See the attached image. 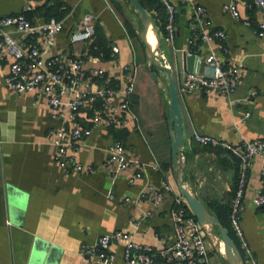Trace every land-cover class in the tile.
<instances>
[{"label": "crops", "instance_id": "0c3cea01", "mask_svg": "<svg viewBox=\"0 0 264 264\" xmlns=\"http://www.w3.org/2000/svg\"><path fill=\"white\" fill-rule=\"evenodd\" d=\"M46 1L42 0L35 8ZM194 1L204 5L214 25L227 32L228 57L245 71L231 96L197 92L181 97L187 132L182 149L185 184L213 215L228 218L238 185L240 161L228 150L196 143L191 136L199 131L233 144L264 137V38L253 33V27L264 21V12L240 3L241 16L237 19L225 10L230 0ZM26 2L0 0V17L21 12ZM127 2L117 9L111 0H64L69 12L61 19L65 28L58 34L53 51L73 54L80 50L83 45L70 44L69 29L83 15L92 13L112 45L120 48L117 55L100 60L99 65L115 78L123 79V65L133 60L134 52L137 59L141 58L137 38L131 37L126 27L125 19L137 31L134 9ZM172 2L178 7L175 38L173 42L167 41L166 31L157 27L159 51L169 65L176 67L180 83L187 72L182 55L190 48L193 12L181 0ZM32 20L42 22L46 18L35 15ZM245 20H250L251 26ZM10 31L13 37H19L13 29ZM195 52L204 60L208 45H200ZM204 71H209L207 65ZM8 72L9 62H0V264H93L81 256V246L92 245L100 236L119 229L133 233L137 242L155 249L171 244L174 196L181 191L179 170L172 159L167 75L159 72L155 80L148 63L139 61L133 104L137 118L128 120L121 135L129 155L146 164V173L142 179L131 182L133 170L110 173L105 169L107 147L114 135L99 130L78 152L79 160L94 164L97 170L65 173L54 160L55 146L47 140V133L59 121L51 116L45 95L11 91L5 83ZM253 91L257 93L253 95ZM247 112L250 117L241 122ZM156 163L159 169L154 168ZM263 169L264 158L251 159L241 208L244 235L258 264H264V207H255L252 199L264 190ZM165 180L173 190L166 192L158 205L139 197L148 184L161 188ZM110 191L114 193L112 199ZM127 197L130 202L125 200ZM147 211L150 215L144 217ZM204 233L212 264H229L221 247L219 229L205 227ZM111 249L115 253L114 264H122L123 246L114 243ZM243 252L245 264H250L248 254ZM37 258L42 261L36 262Z\"/></svg>", "mask_w": 264, "mask_h": 264}, {"label": "built area", "instance_id": "2783aa9c", "mask_svg": "<svg viewBox=\"0 0 264 264\" xmlns=\"http://www.w3.org/2000/svg\"><path fill=\"white\" fill-rule=\"evenodd\" d=\"M167 11V41L173 42L176 34L178 7L172 0H159ZM42 0H27L24 9L15 14L0 17V62H9V72L5 78L7 87L14 92H42L49 104L50 114L59 121V125L47 133V140L55 146L54 160L65 173L88 172L97 170L94 164H85L78 158V152L87 139L99 130L113 134L127 128L128 120L137 118L133 110L136 75L139 62L134 52L133 60L123 65V79L115 78L106 68L99 65L103 53L96 55L89 50V44L96 37L97 20L92 13H86L76 23L69 34L73 47L83 45L77 52L55 53L57 36L64 28V21L52 17L48 20L33 21L27 13L35 9ZM193 12L191 36L188 40L189 54H196L192 47L198 42L208 45L204 57L209 71L195 68L187 71L180 83L178 92L183 95L203 93L212 95H233L245 74L241 64L228 57V34L214 25L207 8L194 0H181ZM240 3L247 8H258L264 12V0H230L225 10L240 19ZM244 23L251 26L250 20ZM10 29L19 34L11 35ZM253 33L264 38V21L253 27ZM120 52L117 45H112V57ZM197 55V54H196ZM158 57L167 63L159 51ZM257 91H253L255 95ZM250 117L247 112L241 122ZM196 143L206 146L222 147L240 160V173L235 197L232 204L230 221L240 242L241 248L248 254L250 264H258L253 257L242 228V202L248 179L250 161L256 156L264 158V137L233 144L218 137L194 131L191 136ZM105 169L110 173L133 170L131 182L142 179L146 173V164L135 156L129 155L123 138H114L107 147ZM154 168L159 169L156 163ZM264 176V169H263ZM173 187L163 181L157 188L148 184L140 193V198H149L158 205L166 192ZM109 198L114 197L113 191ZM131 201L130 197L125 199ZM255 207H264V190L252 199ZM172 213L174 241L155 249L137 242L133 233L119 229L100 236L97 241L83 244L80 254L93 264H114L115 253L112 244L123 246L122 264H212L208 240L201 225L187 200L181 194L174 196ZM145 212L144 217H149ZM137 226V223H134ZM165 240L163 239V243Z\"/></svg>", "mask_w": 264, "mask_h": 264}, {"label": "water", "instance_id": "95a60500", "mask_svg": "<svg viewBox=\"0 0 264 264\" xmlns=\"http://www.w3.org/2000/svg\"><path fill=\"white\" fill-rule=\"evenodd\" d=\"M137 12V16L141 21V30L139 37L144 45L147 59L148 69L153 79L158 80V73L162 72L167 75L169 86V100L171 107L170 117V138L172 146V159L174 166L179 170L178 188L184 198L187 200L191 210L204 227L215 226L219 229L221 235V245L224 247L225 258L229 264H245L244 257L241 250L237 246L235 240L229 234L218 217L213 215L203 200L196 196L190 188L185 184L183 168H182V149L185 145L187 132L185 129L183 119L182 99L178 92V82L176 76V67L161 61L158 57L159 48L161 44L158 28L155 24L150 12L144 7L140 0H129ZM130 19V18H129ZM74 26L69 29V34ZM150 27L157 38V46L153 47L148 39V32ZM183 68L186 71H193L199 68L200 71L204 70L205 61L201 60L196 54H189L187 52L182 55ZM41 258H37L36 262L40 263Z\"/></svg>", "mask_w": 264, "mask_h": 264}, {"label": "trees", "instance_id": "16d2710c", "mask_svg": "<svg viewBox=\"0 0 264 264\" xmlns=\"http://www.w3.org/2000/svg\"><path fill=\"white\" fill-rule=\"evenodd\" d=\"M46 1L43 4L37 6L33 12H28L27 16L32 19L35 17V15L43 16L46 18V20L55 17L57 19H63L69 12V9L65 7L64 0H52ZM141 3L144 5V7L150 12L151 16L153 17L155 24L160 29H163L166 31V24H167V11L166 7L159 1V0H140ZM113 5L117 9H121L120 4L115 1L111 0ZM126 27L128 29L129 34L131 37L138 38V32L136 29L128 22L127 19H125ZM200 45H202L201 42H198L196 46L192 47V51L195 52L196 48H198ZM89 50L90 52L99 55L103 53V60H108L112 58V43L110 40L105 36L103 29L100 26H96V37L92 43L89 44ZM134 104V100H133ZM114 138H122L121 132H113ZM231 153V152H230ZM232 154V153H231ZM240 161V160H239ZM240 173V172H239ZM239 179V176H238ZM231 209L228 213V218L223 217L222 215L219 216V220L221 224L228 229L229 234L231 237L235 240L237 246L241 250V253L244 257V252L241 248L240 242L232 228L231 221H230V215H231Z\"/></svg>", "mask_w": 264, "mask_h": 264}, {"label": "rangeland", "instance_id": "374dc122", "mask_svg": "<svg viewBox=\"0 0 264 264\" xmlns=\"http://www.w3.org/2000/svg\"><path fill=\"white\" fill-rule=\"evenodd\" d=\"M115 1H117L119 4H121V3L123 4V2H125V0H115ZM126 1H128L127 3H128V5H130L132 11H133V9H134L135 18H136V21H137V32H138V38L136 39V41H137V45H138V49H139V53H140V56H141V58H140V59L138 58V59H139L140 62L148 63L147 54H146V51H145L144 45H143V43L141 42L140 37H139V31L141 30V21H140V19L138 18V16H137V12H136L135 8L132 6L131 2H130L129 0H126ZM139 61H138V62H139Z\"/></svg>", "mask_w": 264, "mask_h": 264}, {"label": "bare ground", "instance_id": "6f19581e", "mask_svg": "<svg viewBox=\"0 0 264 264\" xmlns=\"http://www.w3.org/2000/svg\"><path fill=\"white\" fill-rule=\"evenodd\" d=\"M148 39L153 47L157 46V38L152 30V27H150L149 32H148ZM221 247H222V250L224 251V247L222 245Z\"/></svg>", "mask_w": 264, "mask_h": 264}]
</instances>
